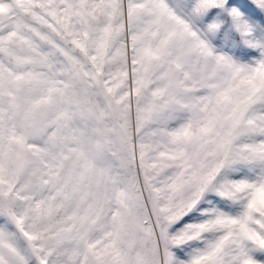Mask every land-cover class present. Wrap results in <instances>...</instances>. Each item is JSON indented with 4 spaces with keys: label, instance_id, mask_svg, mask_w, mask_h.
<instances>
[{
    "label": "snow or ice",
    "instance_id": "obj_1",
    "mask_svg": "<svg viewBox=\"0 0 264 264\" xmlns=\"http://www.w3.org/2000/svg\"><path fill=\"white\" fill-rule=\"evenodd\" d=\"M0 264H264V0H0Z\"/></svg>",
    "mask_w": 264,
    "mask_h": 264
}]
</instances>
